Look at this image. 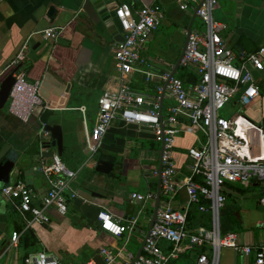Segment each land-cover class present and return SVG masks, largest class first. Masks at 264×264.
I'll use <instances>...</instances> for the list:
<instances>
[{"label": "crops", "instance_id": "obj_1", "mask_svg": "<svg viewBox=\"0 0 264 264\" xmlns=\"http://www.w3.org/2000/svg\"><path fill=\"white\" fill-rule=\"evenodd\" d=\"M216 1L213 19L224 26L221 37L228 48L235 53L251 54L264 45V0ZM121 4H128L133 11L146 6L162 9L163 19L147 42L142 57L150 72L171 73L193 14L180 11L177 0H121ZM111 22L117 35L109 31L90 0H0V81L11 72L9 66L22 53L21 71L25 73V80L41 83L40 96L50 108L44 112L34 110L27 122L9 111V102L0 110V150L9 146L0 162V189L5 184H25L24 171L42 163L50 164L52 157L44 158L45 152L58 155L51 139L49 149L40 152L37 136L43 123L60 127L63 143L58 156L76 173L66 194L67 213L61 216L49 209L47 223L32 224L26 230L20 214L0 195V264H25L27 258L41 251L62 264L87 261L103 264L100 250L107 247L116 253L125 243L126 234L117 239L101 231L97 221L99 210L105 208L113 217L124 219L141 205L131 202V194H150L153 199L145 204L119 261H128L127 256H135L140 247L156 198L154 172H157L160 143L150 129L115 120L102 137L95 156L91 158L86 148V132L92 129L99 115V96L105 91H116L122 81L113 57L122 30L115 18ZM52 27L61 29L56 43L40 33ZM191 32H205L197 17ZM250 71L260 98L246 107L234 100L226 112L233 113L229 118L241 114L251 123L260 124L264 121V69L250 68ZM127 81L137 93L152 92L141 74L128 76ZM199 136L181 127L173 154L180 174H187V150L196 145ZM35 144L36 151L32 154ZM101 157L114 160L109 175L95 171ZM36 177H31L35 184L26 186L41 197L47 186L41 175L39 179ZM237 186L244 187V192L241 196L232 192L234 199L230 202L225 199L219 214V232L236 233L242 244H257L264 241L261 228L264 208L258 202L264 197V184L252 182L246 187ZM187 200L186 192L181 190L174 207L185 208ZM189 211L196 216L191 228H209L208 214L197 213L195 206ZM13 232L22 233L19 245L7 250ZM162 248L168 249L164 244ZM198 253L197 249L188 250L167 264H196ZM205 253L211 254L206 249ZM252 261L253 256L247 258L231 249L222 248L219 253V264H252Z\"/></svg>", "mask_w": 264, "mask_h": 264}, {"label": "built area", "instance_id": "obj_2", "mask_svg": "<svg viewBox=\"0 0 264 264\" xmlns=\"http://www.w3.org/2000/svg\"><path fill=\"white\" fill-rule=\"evenodd\" d=\"M177 5L180 11L194 14L205 29L204 33H190L179 65L196 79L186 83L176 76L170 77V72L160 75L150 72L142 53L151 35L158 29L163 11L158 6L133 11L128 4H120L115 11V19L122 30L123 41L115 45L113 57L122 81L116 91H105L99 96L98 118L92 129L86 132L87 151L91 158L97 154L102 137L115 120L150 129L159 143L164 138L163 201L145 240L142 255L134 264H167L192 249H206L211 253L210 256L199 254L196 264H219L222 248L247 258L253 256L252 264H264V241L247 245L240 243L236 233L222 235L219 232V214L225 204L222 195L225 184H264V121L253 124L241 114L235 118H224L220 114L234 100L246 107L260 98L250 68L264 69V45L251 54L235 53L228 48L221 37L224 26L213 19L216 0H177ZM60 30L59 27H52L40 33L56 43ZM23 60L21 53L9 66L11 72L15 70V83L8 102L9 111L27 122L34 110L44 112L50 108L40 96L41 83L25 80V73L21 71ZM136 73L143 75L146 84L151 85L150 94L137 93L128 84L127 77ZM162 93L163 102L167 101V104L161 106ZM44 126L43 123L37 136L41 153L45 151L46 142L50 143ZM183 126L188 132L201 135L196 145L187 150V174L178 172L173 157L175 141ZM40 171L47 186L41 197L22 182L5 184L0 189L1 197L24 220L25 230L32 224L47 223L49 209H54L61 216L68 210L66 194L76 173L69 170L57 154L52 156L50 164L42 163ZM154 175L157 176L156 171ZM181 190L186 192L187 206L176 209L174 201ZM130 199L141 204L131 216L118 219L105 208L97 214L101 231L117 239L126 234L125 243L116 253L107 247L100 250L103 264H128L134 258L128 255V261H119L126 252V243L136 230L145 204L153 196L131 194ZM258 202L264 208V197ZM193 206L210 216V229H188V213ZM261 228L264 229V223ZM21 234H11L7 250L18 247ZM163 244L167 246V251L163 250ZM25 264L62 263L41 251L27 258ZM84 264L95 263L87 261Z\"/></svg>", "mask_w": 264, "mask_h": 264}, {"label": "water", "instance_id": "obj_3", "mask_svg": "<svg viewBox=\"0 0 264 264\" xmlns=\"http://www.w3.org/2000/svg\"><path fill=\"white\" fill-rule=\"evenodd\" d=\"M90 2L94 5V7L96 8L97 12L100 14L102 19H104V21L107 23L109 31L113 35H117L115 31V27L113 26V23L111 22V19L115 18V11L117 10L118 6H120L121 0H90ZM195 19H196V16L193 14L191 21L185 30V39H184L181 53L178 59L176 60L173 70L170 73V77L175 76L179 69L180 61L182 59L183 52L185 50L188 38L191 33V26ZM118 41L119 42L123 41V38L120 37ZM14 73H15V70L10 72L6 77H4L0 81V110L5 109V107L8 104L10 91L15 83V79L13 77ZM160 105L161 106L163 105V93L161 95ZM159 117L162 120V117H163L162 110L159 111ZM44 131L49 133L50 139L52 140L51 146L56 147L58 150V155H61L63 141H62V132H61L60 127L54 124H45ZM48 145H49L48 142H46L44 148L49 149ZM8 151H9L8 145H5L0 150V162L5 158ZM35 151H36V144L31 149L32 154H34ZM43 157L50 158L52 157V153L50 151H47L44 153ZM163 160H164V138L162 137L160 141L159 161H158V167H157V192H156V198L154 200V205L152 208L151 217L149 220L148 227L146 231L144 232L143 240L140 244V247L137 253L135 254L133 260H131L128 264H134L138 260V258L142 255V250L145 245V240L147 239V236L150 230L152 229L153 224L156 220L157 210L161 204V173H162V168H163ZM113 167H114L113 159L108 158V157H101L98 160L97 165L95 166V171L98 173L104 174V175H109L110 172L113 170ZM40 175H41L40 166H35V168H31V169L24 171L23 176H24L25 185L29 186V185H33V183L35 184V182L31 180V177L33 179L34 176H37L36 178L39 179Z\"/></svg>", "mask_w": 264, "mask_h": 264}, {"label": "trees", "instance_id": "obj_4", "mask_svg": "<svg viewBox=\"0 0 264 264\" xmlns=\"http://www.w3.org/2000/svg\"><path fill=\"white\" fill-rule=\"evenodd\" d=\"M180 72V75L178 76L179 79L183 80L184 82H188L189 80H194L196 79V77L190 72V71H187V70H183L182 68L179 69ZM246 187V186H245ZM225 189L222 190V195L225 197L226 201H231L233 200V193H237V195L241 196V194H243L244 192V187H239L237 185H233V184H230V183H226L225 186L223 187ZM197 209V208H196ZM197 213H201L198 211H196ZM150 215V211L148 212V216ZM209 216V215H208ZM194 219H196V216L194 215L193 212L189 211L188 213V219H187V226H188V229L191 230V231H194L198 228H191L192 226H194ZM209 223H210V226L209 228L207 229H210L211 228V219H210V216H209ZM199 254H203L205 253V250L204 249H201V250H198Z\"/></svg>", "mask_w": 264, "mask_h": 264}, {"label": "rangeland", "instance_id": "obj_5", "mask_svg": "<svg viewBox=\"0 0 264 264\" xmlns=\"http://www.w3.org/2000/svg\"><path fill=\"white\" fill-rule=\"evenodd\" d=\"M179 75H180V72H177V74H176L175 76L178 77ZM226 110H227V109L225 108L223 111L220 112V114H221V116L224 117V118H229L230 115H232L233 113L230 112V111L226 112ZM227 202H229V201H227ZM221 210H222V209H221Z\"/></svg>", "mask_w": 264, "mask_h": 264}, {"label": "bare ground", "instance_id": "obj_6", "mask_svg": "<svg viewBox=\"0 0 264 264\" xmlns=\"http://www.w3.org/2000/svg\"><path fill=\"white\" fill-rule=\"evenodd\" d=\"M241 126H243V125H241Z\"/></svg>", "mask_w": 264, "mask_h": 264}]
</instances>
